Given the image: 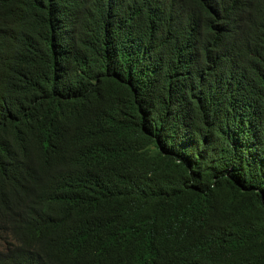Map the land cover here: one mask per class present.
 I'll return each instance as SVG.
<instances>
[{
	"label": "trees",
	"instance_id": "trees-1",
	"mask_svg": "<svg viewBox=\"0 0 264 264\" xmlns=\"http://www.w3.org/2000/svg\"><path fill=\"white\" fill-rule=\"evenodd\" d=\"M0 264H264V0H0Z\"/></svg>",
	"mask_w": 264,
	"mask_h": 264
},
{
	"label": "rangeland",
	"instance_id": "rangeland-1",
	"mask_svg": "<svg viewBox=\"0 0 264 264\" xmlns=\"http://www.w3.org/2000/svg\"><path fill=\"white\" fill-rule=\"evenodd\" d=\"M9 242L8 239L0 240V250H3L6 246V243Z\"/></svg>",
	"mask_w": 264,
	"mask_h": 264
}]
</instances>
